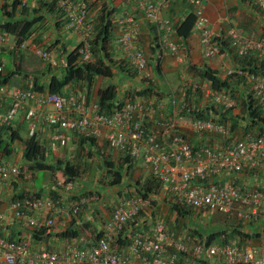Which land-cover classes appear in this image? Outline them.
Masks as SVG:
<instances>
[{
    "label": "built area",
    "instance_id": "1",
    "mask_svg": "<svg viewBox=\"0 0 264 264\" xmlns=\"http://www.w3.org/2000/svg\"><path fill=\"white\" fill-rule=\"evenodd\" d=\"M27 0H23L25 3ZM68 17L70 24L78 28L86 25L90 5L86 0H54ZM176 0H135V5L143 13V18L153 23L158 37L161 61L180 53L174 39V23L163 14ZM195 15L193 30L200 33L204 57L212 59L219 55L220 45L215 39L210 20L205 12L207 0H184ZM264 15V0H254ZM229 13L222 18L230 20ZM120 31L116 36L118 48L124 50L133 60L134 67L143 76H150L149 60L138 45L141 34L140 20L130 10L121 15ZM230 44L239 57L249 54L264 58V35L257 31L245 33L232 22L227 32ZM31 46L32 50L50 60V49L40 47L31 39L21 46L8 32L0 30V48L20 50ZM91 43L85 40L79 49L81 60L91 58ZM67 64L66 57L61 60ZM5 64L0 59V75ZM232 70H228L231 72ZM253 91L264 107V79L259 75H249ZM197 81L188 79L187 84ZM10 87V86H9ZM0 84V126L13 124L18 119L28 123V134L38 135L42 127H53L52 141L58 147H65L68 133L76 132L86 136L105 138L109 148L127 151L134 161L140 162L171 193L176 203L208 213H221L256 228L255 239L232 242L206 243L189 242L176 237L166 224L158 221L149 231L125 229L136 215L149 203L150 198L133 194L121 200L106 222L103 233L94 243L81 245L69 243L58 248H34L30 239L12 241L0 235V264H264V187L259 183H240L238 178L246 173L264 174V135L249 134L239 140H230L231 130L223 122L214 119L189 118L186 123L196 134L209 133L221 136L224 144H204L194 148L188 136L180 131L179 119L183 112L199 110L190 98L197 93L201 106L211 100L218 106L232 108L237 102L228 92L216 91L208 83L196 85L193 92L180 89L171 98L168 115L158 119V131L148 129L145 121L152 120L155 113L154 100L127 99L111 114L100 110L96 102H90L86 90H78L68 95L58 93L40 94L20 87L9 88ZM189 95V96H187ZM158 103V109L165 105ZM183 115V114H182ZM227 142V143H225ZM27 173L25 178H30ZM20 167L0 157V180L7 181L20 177ZM67 191L73 182H59ZM86 198L71 204L68 215L77 214ZM49 208L52 212L62 211L47 198L31 196L16 197L9 204L15 219L31 229L56 226L59 218L39 216L40 211ZM4 214L0 212V221ZM127 230L130 241L119 246V237Z\"/></svg>",
    "mask_w": 264,
    "mask_h": 264
},
{
    "label": "trees",
    "instance_id": "2",
    "mask_svg": "<svg viewBox=\"0 0 264 264\" xmlns=\"http://www.w3.org/2000/svg\"><path fill=\"white\" fill-rule=\"evenodd\" d=\"M86 1L91 7H94V0ZM112 1L113 0H104L100 5V12L96 17H92V8H90L86 25L83 28H78L75 24H70L65 12L57 6L54 0H27L25 3H23V0H3L1 8L2 22H0V30L3 32H8L10 37L12 39H15L17 44L20 46L24 42H26V40L31 39L33 37L34 32L36 31H42L47 28L50 30H56V28L62 27L65 24H67L72 30H75L78 34H80L81 38L80 42L72 49V51L67 54L66 65L60 62V64L54 66V60L52 58L53 53L51 50V58L50 60H47L40 56L38 53L34 52L31 46H24L20 50L0 48V59L5 64L4 74L0 75V84H6L8 85V87L10 86L9 88L12 87V89L20 87L24 90H30L40 94L58 93L68 95L70 93H74L78 90L83 89L87 91L89 97L90 88L91 86H93L96 77H102L104 79H113L115 76H117V72L119 69V71L129 76V78L134 79L135 84H138V76H140L144 82H149V84L151 85L153 83V74L150 63L149 69L151 70V75L148 77L143 76L139 73L136 67H134L132 63L133 60L131 59V57L124 50L118 48V45L116 43V36L117 33L120 31V19L122 14L118 17V21H116L118 8L112 3ZM252 2L254 3V0H252ZM255 6L257 5L255 4ZM261 15H263V13H261ZM146 22L154 30V40L158 43V37L155 31L154 24L149 22L148 20H146ZM194 22L195 15L192 11H189L188 14L180 21V23L175 24V22H173L175 28L174 34L179 38H188L193 32ZM224 37L225 38L223 40V43H221L222 37H220V35H217L215 37L220 47L230 41L228 34ZM139 38L140 36L138 37L137 41H139ZM85 40H88L92 45V55L89 60H81L80 58L81 53L79 52V49ZM32 41L34 42V38H32ZM37 43L40 47L47 48V50L51 48L50 46L40 45L41 41L37 40ZM26 49H30L33 53L41 57V60L44 62L43 66L40 62L35 67L36 69H34L33 71L37 74H34L33 76H30L29 73L25 72L26 69L29 70L27 64L28 62L24 59V54H22L23 51H25ZM221 50L223 51L222 48H220V52ZM6 52H9V54L12 55L11 60L9 57L7 58L8 55H6ZM117 53H120V55H124L122 56L121 61L116 59ZM243 58L246 59H242L241 62L244 64L245 61L249 62L250 67H238L236 69H232L231 72L227 71V76L224 79L221 78L217 71L205 67L203 69L198 70L199 80L196 83H191L190 86H188L186 82L183 83V81L181 80L182 76H180L178 79L177 77L172 78L177 80L176 83V81L170 82L168 78L163 75L161 71V57L158 53L157 62L154 63V67L158 73V80L160 82L163 81V84H161L160 82V84H158V97L147 98V100L155 99L154 101L156 113L153 119L150 121L158 122V119L160 120L162 117L168 115L170 111V109L166 108L158 109V103H162L163 100L169 97L172 98V96L177 92L179 93L180 89L183 87L187 88L186 92L188 93L195 90L197 88V84L200 85L201 83L208 81V84L214 90H222L234 96L236 98L235 100H237V104L232 108H224L222 106L216 105L215 103L213 104V102L209 103L207 106H201V102L197 99L196 101L198 103L196 104L197 106H199L200 109L191 112L185 111L182 113L184 116H191L192 118L204 119H214L216 117L220 122L225 123L231 130L230 140H228L227 142L241 139L238 138L239 135H235L241 130L243 131L244 136L249 134L264 135V107L260 105L259 99L256 97L255 91H253L252 83L250 82V80H248L249 83H247L249 84V86L247 87L250 88L249 90L247 89V91H244V94L241 95L235 94V91L238 90V86L236 85V83L241 79L242 76H247L249 78L250 74L259 75L264 79V58L256 56L254 54H249ZM61 60L62 58L60 59V61ZM254 61L255 63L257 62V64L256 66L252 67ZM8 63H12L14 66L10 71H6V66ZM53 66L54 71L58 70L59 73H63L62 76H59L58 74L54 73L49 78H43L47 77V74L52 73ZM15 75H19L20 78L25 81V84H21L19 86L14 87L10 85L9 82ZM150 85H148L145 89L142 90L137 89V86L134 85L133 91L130 89L121 91V84H118L117 82H110L108 83V85L98 90L95 102L98 104L102 112L106 114H111L113 111L120 108L127 99H135V97H137L138 95H149L151 92ZM70 86L73 87L72 91H69ZM162 88H165V90H162ZM237 107L240 109L236 114H234L233 112L234 110H236ZM220 108L223 109L221 110V112H219ZM18 128L20 127L19 125L17 126V124H7L0 126V154L2 156L10 155L11 152H14V144L16 143V141H18V143L23 147V160L25 162L24 164L27 163L28 168L30 169V171H26L24 170L23 163L22 165L18 164L20 167L21 176L23 174L24 178L27 174L26 172L31 174L35 171H48L51 174H57L59 172H62V182H73L75 186L77 183H79V178L85 169V167L82 166V158H84V156L86 155L88 158L92 157L93 154L96 156H99L101 154L102 157L103 154L105 155V149L107 154V156L105 155V159L101 164L102 169L104 168L106 170L105 175L107 179L102 178L101 176L100 183H98L101 189L96 190L99 193L98 200L92 202L91 205H87L88 202H86L81 206V209L77 214L71 215V217L73 218L72 227H70L69 229L60 231L54 235L51 233L53 226L35 228V232L32 236L34 241L36 242H42L43 236H46L45 238L47 239H49V236L54 235L57 236V238L63 240H73L75 238L80 237L82 234H92L93 236H88L89 238H87V240L90 239L89 243H94L103 233L105 224L111 217L116 205L121 200H124L125 198L130 197L133 194H141L145 198H151L152 196L158 198V195L167 198V205L170 206V210L168 213H170V216L173 215L174 218L173 220H168L167 218L166 221H161L166 224L167 228L170 232H172L174 236L179 237L181 239L186 238L187 240H189V242L200 241L206 243L225 244L232 242L237 238H239V240H247L255 239L257 236H259L258 233H255V231L253 232V230H255L256 228H253L249 225L247 228L248 231H245L246 228L243 227L244 225L238 222V220L236 219L226 218L229 220L237 221L236 224H234L233 222L222 223L226 220H221V218L216 217L215 214H219L217 212L205 214L204 212L197 211L192 207L174 202L171 196H169V198L167 197V194L171 195L167 187L163 185V183L150 172L148 173V175L145 176L146 178L139 176L137 177L136 181L133 182L131 180V175L134 171L136 172L137 167L134 170H132V167L133 164L135 165V162L137 161H134L127 151H122L121 153H124L125 155L123 156V162L118 165L116 162H114L112 156H110V153L115 149H108V141L104 137L99 139L95 136H86L78 134L76 132L68 133V142L65 147L70 145L74 134L75 137L79 138V141L77 142L78 145H75L76 152H74L75 150L71 151L70 155L72 158L70 159L65 158L62 154H53L54 150L57 149V146L52 141V137L54 134L53 127L45 126L41 128H46V131L50 137H43V132L41 130H39L38 135L30 136L28 134L27 137H21L20 135H18V137H14ZM180 131L186 134L188 136V139L190 140V135H188L184 130L180 129ZM244 136H242V138ZM192 137H195V135H193ZM196 137H202V140H200L201 143L199 141L196 142L197 145H194V148L196 149L200 148L207 141L208 145H215L214 143L216 141H218L217 143L224 142L221 139V136L212 135L209 133L196 134ZM191 141L192 140H190V142ZM65 147L58 148L64 149ZM74 153H76V155H74ZM52 154L54 156H52ZM6 161L8 160L6 159ZM57 186L59 188L62 187L65 192H68L62 185L57 184ZM108 186H110L111 188H117V194L111 192V189ZM132 187H134V190L132 189ZM44 190L45 189L41 188L38 191H33V193L21 195L20 197L31 196L36 198H43ZM132 190L136 193H131ZM47 191L49 193L51 192L53 194H56V189L54 188ZM47 191H45L46 195ZM115 195L119 198L114 200V198H116ZM83 197L84 195L80 197L78 196V198L74 197L75 200H72L70 202L69 207H64L63 205H60V203L57 204V207H60L62 209L61 212L66 215V212H68L67 210L70 209L71 204L80 200ZM47 198H49L48 195ZM52 203L54 204L55 202ZM98 205H102V208L100 209ZM94 206H96L100 213L98 211H95L97 217L94 219V221H91L86 217L84 220V216L86 215V213L91 212ZM150 206L154 209L149 213L148 217V214L146 213L145 209L151 208ZM105 207L109 209L111 208L110 215H107V217H105V214H107L105 212ZM157 207L158 201L151 199L150 203L136 215V217L130 222V225L125 229L130 230L139 228L144 231H149L151 229L150 225L154 219L155 209H157ZM87 209L88 211H86ZM197 212H200L202 215L197 214ZM53 215L54 212L53 214L47 216ZM141 215L148 217L149 220L148 222H146L147 219H145L146 221L144 220L141 223L142 225L138 226L137 218ZM98 218L100 220H97ZM205 222H210V224L205 225ZM95 223L98 224V227H102V229H93L97 226ZM168 226L172 227V229ZM182 228H185L186 234L182 233ZM0 235L16 242L25 239H15L13 236H11V234L7 235L1 232ZM130 237L131 235L126 230L120 235L118 239L119 243L127 245L130 241ZM30 243L34 248L37 249L44 247H54L46 245L37 246V244H35L32 239H30Z\"/></svg>",
    "mask_w": 264,
    "mask_h": 264
},
{
    "label": "crops",
    "instance_id": "3",
    "mask_svg": "<svg viewBox=\"0 0 264 264\" xmlns=\"http://www.w3.org/2000/svg\"><path fill=\"white\" fill-rule=\"evenodd\" d=\"M94 7L92 8V17H96L100 12V5L104 0H94ZM97 1V2H96ZM109 1V0H108ZM91 3V2H90ZM112 3L118 8V14L116 16V21H118V17L124 13L126 10H130L133 15H135L141 23V34L138 41L139 46L144 50L146 57L149 60V63L151 65L152 70V81L153 83L150 85L149 82H144L143 80H139L138 84H135L134 79L129 78L126 74L122 73L121 71L117 72V76H115L113 79H104L102 77H96L93 86L90 88L89 92V99L90 102H95L98 94V90L100 88H103L104 86L108 85L110 82H117L118 84H121L120 88H122L121 91L130 89L134 90V85L137 86V89L142 90L145 89L148 85L151 86V92L149 95H138L135 97V99H142L147 100L148 97L156 98L158 97V73L157 70L154 67V63L157 62V56L159 53V47L158 43L154 40V30L150 27V25L146 22V20L143 18V13L135 7V0H113ZM3 0H0V22H2L1 18V8H2ZM191 11V6L187 4L184 0H176L173 1L169 7L165 9L163 14L167 17H170L175 24L180 23V21L188 14V12ZM120 12V14H119ZM205 12L210 20V25L215 32L216 35H220L222 37L221 43L224 41V36H227L228 29L232 26V22L236 24L237 27H239L241 30H243L245 33L250 31H257L258 34L264 35V15H261V11L255 6V4L252 2V0H207L206 6H205ZM229 13L230 20H225L222 18V15L224 13ZM51 37H47L46 32L43 30L38 31L35 36L32 38L40 39L41 43L40 45L50 46V50L53 53V65L60 64V59L67 56V54L72 51V49L80 42V34H78L75 30H72L67 24L63 25L62 27L56 28V30H49ZM40 37V38H39ZM31 38V40H32ZM174 39L176 42H178L180 47V53L179 55L172 56L168 55L166 56L163 61H161V67H162V73L167 78H175L177 79L180 76H188L189 79L192 81H198L199 75L198 70L203 69L205 67L211 68L218 72V74L221 76V78H226L227 71L229 69H236L238 67H250L249 62L245 61V64L242 63V59H246L243 57H239L235 50L231 47L230 41L223 45L222 48L223 51L219 53V55L213 57L212 59H207L204 57L203 48L201 45V36L200 33L193 30L192 34L188 38H179L174 34ZM119 51V50H118ZM120 52V51H119ZM10 60L12 58V55L9 54V52H6ZM123 54L120 55V53H117V58L119 61H121ZM60 57V58H59ZM257 62L252 64V67L256 66ZM54 66L52 68V73L47 74V77L43 78H49L52 76V74L56 73L59 76H62L63 73H59V71H54ZM249 78L247 76H242L241 79L236 83L238 86V90L235 91V94L241 95L244 94V91H247V87L249 86ZM194 83V82H193ZM205 83H209L208 81H205ZM10 85L19 86L24 85L25 81L20 78L19 75H15L9 82ZM236 88V89H237ZM67 89V88H66ZM148 89V88H147ZM165 90V88H162V90ZM73 87L70 86L69 91H72ZM120 91V92H121ZM193 92V91H192ZM155 100V99H154ZM165 105L162 109H170L171 107V98H167L164 100ZM223 110L220 108L219 112ZM239 110V109H238ZM238 111L234 110V114H236ZM157 121L151 122L150 120L146 121V126L153 131H158V125ZM19 125L20 128L16 130V134L14 137H18L20 135L21 137H27L28 136V123L26 121H23L22 119H18L13 123V125ZM43 132V137H50L47 133V129L43 128L40 129ZM221 138V137H220ZM78 137H72L71 143H74V152H76L75 145H78L77 142ZM192 145H197L196 142H199L201 139H198V137H191L190 138ZM209 140V139H208ZM208 142V141H207ZM204 144H208V143ZM216 141L214 144L215 146L220 145ZM102 143V142H101ZM201 143V141H200ZM203 144V145H204ZM217 144V145H216ZM222 145V144H221ZM15 150L20 151V155L23 159V147L14 144ZM108 149L109 146H108ZM111 150V149H110ZM113 150V149H112ZM116 151V150H114ZM118 153H121L122 151H116ZM54 155H57L54 150ZM52 154V156H54ZM76 155V153H74ZM73 155V156H74ZM70 158H72L70 156ZM25 163V162H24ZM23 163V164H24ZM19 165L22 163H18ZM139 166L142 167V171H140L139 176L145 177L148 175V170L139 162H135V165L133 164L132 170H134L136 167ZM32 172V171H31ZM138 172V170H137ZM36 174V177L38 179L39 173L33 172ZM32 173V174H33ZM146 178V177H145ZM27 179V178H26ZM240 183L243 184H251L253 183H259L264 187V174L260 175H254L250 173H246L244 175H241L238 178ZM60 181H56V183H59ZM45 189L43 194L45 199H47L46 192L47 190L56 189V194L58 192L59 195L64 196L61 198V200L65 201V197L68 195L67 192L64 191L62 187H58L55 183H50L48 189L45 188V185L39 186L36 181L30 182L22 179V177H12L7 181L0 180V212L4 214L3 220L0 221V232L5 233L7 235L11 234L15 239L19 238H28L32 239L37 246L46 245V246H54L57 248L64 247L69 243L75 242L79 243L81 245H87L90 241V239L87 240V238L92 237V234L84 235L82 234L80 237L75 238L73 240L68 239H60L57 238V236H54L56 233L60 231H64L66 229H69L72 227V217L68 215V212H66V215L63 212H55V217L59 218L57 224L55 227L52 228L51 233L54 234L53 236H49V239L45 238L46 236H43L42 242H36L33 239V233L35 230L29 228L24 224L23 222L18 221L13 216L12 212L9 209V204L12 201V199L16 197H20L21 195H26L29 193H33V191H38L39 189ZM47 189V190H46ZM91 189L93 190H99L101 189L100 185L98 183L92 184ZM48 194V191H47ZM67 205L68 204H64ZM95 205V203H94ZM152 205V204H151ZM65 207V206H64ZM98 207L101 209L102 205H98ZM151 207V206H150ZM96 206H94L93 210L91 212H87L84 216L91 221H94V219L97 217L95 214ZM148 209V210H147ZM145 209L146 213L149 217V211L153 210L154 208H147ZM99 212V211H98ZM100 213V212H99ZM53 214L52 211L49 210V208H44L42 211H40L39 216L46 217L47 215ZM91 214V215H90ZM103 217V216H102ZM105 217H107V214H105ZM145 217L144 215H141L137 218L138 220V226H141L142 222L147 219L146 222H148L149 218ZM222 219H226V217L223 215L222 217H219ZM86 219V220H87ZM97 220H100L99 218ZM150 223V222H149ZM152 223V222H151ZM97 226L93 229H102V227H98V224L95 223ZM104 227V226H103ZM89 236V237H88ZM92 240V239H91Z\"/></svg>",
    "mask_w": 264,
    "mask_h": 264
},
{
    "label": "rangeland",
    "instance_id": "4",
    "mask_svg": "<svg viewBox=\"0 0 264 264\" xmlns=\"http://www.w3.org/2000/svg\"><path fill=\"white\" fill-rule=\"evenodd\" d=\"M47 30H50V29L47 28V29H44L43 31L46 32V35L49 38V37H51V34ZM37 32L38 31L34 32L33 36H35ZM37 40L38 41H41L40 39H37ZM37 40L34 37V42L35 43H37ZM22 54H24L23 57H24L25 60H27V62H28L27 64H28V67H29V70L26 69L25 72L29 73L30 76H33L34 74H37L33 70L36 69L35 67L40 62H41V65L43 66V63L44 62L41 60V57H39L38 55H36L35 53H33L30 49H26L25 51H23ZM41 65H40V67H41ZM13 67L14 66H13L12 63H8L7 66H6V71H10ZM138 78H139V80H142V78L140 76H138ZM188 79H189L188 76L181 77V80L183 81V83H185V82L187 83ZM168 80L170 82H175L176 81V83H177V80H175V79H172V78L169 79L168 78ZM166 81H167V79H166ZM159 82L160 81L158 80V84H160V83L163 84V81H161L160 83ZM249 89L250 88H248V90ZM176 94L177 95H180V93H178V92ZM187 96H189V95H187ZM196 96H197V93H195L192 96V98H190L193 103H198L196 101L197 100ZM205 102H206V104L211 103V101L209 99H207ZM238 107L236 108L237 111H239L238 109H240ZM189 118H191V116H184L182 114L180 115V119H179L180 129L181 130H184L191 137L193 135H195V137H196V134L190 129L189 125L186 123V120L189 119ZM214 119L217 120V121H219L216 117ZM158 128H160V125L159 124H158ZM235 135L236 136L239 135L238 138H242V136H244V133L241 130V131L237 132ZM198 138L201 139L202 137H198ZM16 144L17 145L19 144L18 141H16ZM219 144L220 145L221 144H224V142L219 143ZM73 145H74L73 143L72 144L70 143V145H68L64 149L57 148V149H55V153L56 154H62L65 158H70V156H71L70 153L73 150ZM19 146H21V145L19 144ZM13 151L14 152H11L10 155H4V156H2L0 154V157L4 158L5 160L7 159L8 161H10L12 163H16V164H18L20 162L21 163H24V160L22 159V156L20 155V151L15 150V149ZM104 152H105V155L107 156L106 149L104 150ZM105 155L103 154V156L101 157V154L99 156H96V155L93 154V156L92 157H89V158L87 157V155L84 156V158H82L81 161H82V166L85 167V169H84V171L82 172V174H81V176L79 178L80 179L78 181L79 183H77L72 190H69L67 192L68 195L65 197V201L66 202H64L63 200H61V198L64 197V196H61L58 193L57 194H53L51 192L50 193L48 192L47 195H48V197L50 199H52L51 201L52 202H55L54 204H56V205L60 203V205H63L65 207H69V204H70V202L72 200H75L76 197L78 198V196L80 197V196H83V195H84V198L87 199V202H88L87 205H91L92 202L97 201L98 200L99 193L96 190H92L91 187H92V184H94V183H100L101 176H102V178L107 179L106 178V175H105L106 174V170L104 168L102 169V165H101L102 162L105 159ZM124 155H125L124 153L122 154V153H118L116 151H112L110 153V156H112V158L114 159V162H116L118 165H120L121 162H123V156ZM23 167H24V170H26V171L29 170L30 171V169L28 168L27 163L24 164ZM137 170H138V172H137ZM103 171H104V173H103ZM140 171H142V167L141 166H139L138 168H136V172L134 171L132 173L131 180L133 182L136 181L137 177H139ZM35 172H37V171H35ZM26 173H28V172H26ZM38 173H39L38 174L39 175L38 179L35 178L36 177V174H34V173L32 174V176L29 179H25L23 177V174L20 177H22V179H25V180L29 181V183L36 181V183H38L39 186L42 187V185H45V188H47V189H48L50 183H52V182L54 183L55 182V184H57L56 181H62V179H63L62 172H59L57 174H51L48 171H38ZM251 183L253 184V181ZM108 187L111 189V192H114V194H117V192H116L117 191V188H111L110 186H108ZM132 189L134 190V187H132ZM133 190H132L131 193H136ZM169 196H171V195H168L167 194V197L168 198H169ZM115 197H116V195H115ZM152 197H154V198H152ZM152 197L151 198L149 197L150 200L151 199L157 200L158 201V207H157V209H155L154 219H153L150 227L152 228L154 225L158 224V221H161V220H165L166 221L167 218H168V220L169 219L170 220H173V218H174L173 215L170 216V213H168L169 210H170V206L167 205V198H164L161 195H158V198H156L155 196H152ZM117 198H119V197L117 196L116 198H114V200L117 199ZM66 203L68 204V206L67 205H64ZM110 209L105 207V210H106L105 212L107 213V215H110ZM86 211H88V209ZM84 212H85V210H84ZM150 212H151V210L149 211V213ZM197 214L202 215L200 212H197ZM215 216L216 217H222L223 215L221 213H219V214H215ZM222 220H226V221H223L222 223H227V222H233L234 224L237 223V221H234V220H229V219H222ZM204 224L205 225L206 224H210V222H208V223L205 222ZM168 227L172 229V227H170V226H168ZM181 231H182L183 234H186L185 228H182ZM119 246L123 247V244L119 243ZM53 248H57V247H53ZM60 248H62V247H60ZM60 248H58V249H60Z\"/></svg>",
    "mask_w": 264,
    "mask_h": 264
}]
</instances>
